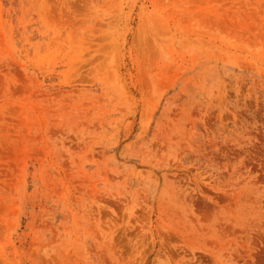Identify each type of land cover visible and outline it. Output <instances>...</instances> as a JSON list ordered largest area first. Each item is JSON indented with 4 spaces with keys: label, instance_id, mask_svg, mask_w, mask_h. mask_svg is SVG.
Returning a JSON list of instances; mask_svg holds the SVG:
<instances>
[{
    "label": "rangeland",
    "instance_id": "374dc122",
    "mask_svg": "<svg viewBox=\"0 0 264 264\" xmlns=\"http://www.w3.org/2000/svg\"><path fill=\"white\" fill-rule=\"evenodd\" d=\"M0 264H264V0H0Z\"/></svg>",
    "mask_w": 264,
    "mask_h": 264
}]
</instances>
